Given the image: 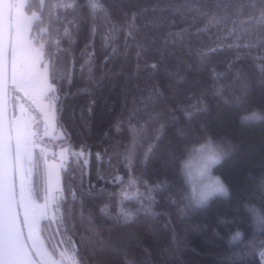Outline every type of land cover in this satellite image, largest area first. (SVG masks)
<instances>
[{"label":"trees","instance_id":"16d2710c","mask_svg":"<svg viewBox=\"0 0 264 264\" xmlns=\"http://www.w3.org/2000/svg\"><path fill=\"white\" fill-rule=\"evenodd\" d=\"M64 139L29 162L41 204L49 155L68 143L56 228L76 264H264V0H26ZM19 105L9 86V120ZM36 122V121H35ZM49 144V146H48ZM224 196L192 199L202 146ZM39 146V148H38Z\"/></svg>","mask_w":264,"mask_h":264},{"label":"rangeland","instance_id":"374dc122","mask_svg":"<svg viewBox=\"0 0 264 264\" xmlns=\"http://www.w3.org/2000/svg\"><path fill=\"white\" fill-rule=\"evenodd\" d=\"M25 3L26 0H11L8 64L9 85L29 102L37 117L35 120L28 109L19 105L16 117L10 122L20 222L28 249L37 264H76L72 253L63 245L58 250L56 259L50 256L40 237L39 224L46 219L56 228L60 214V171L70 153H77L85 164L88 162L89 153L75 149L68 143L53 151L50 147L42 148L44 155H49L44 168L45 195L41 204L32 198L31 170L28 165L33 151L37 149L35 141L42 143L51 139L56 142L63 140L64 135L55 123L54 88L48 81V65L42 58L41 45L34 44L29 38L30 27L37 14H25ZM217 158L212 148L202 145L184 165L192 199L196 205H203L213 197L225 195L224 186L211 174V168Z\"/></svg>","mask_w":264,"mask_h":264},{"label":"water","instance_id":"95a60500","mask_svg":"<svg viewBox=\"0 0 264 264\" xmlns=\"http://www.w3.org/2000/svg\"><path fill=\"white\" fill-rule=\"evenodd\" d=\"M11 0H0V264H37L18 211L8 111Z\"/></svg>","mask_w":264,"mask_h":264},{"label":"clouds","instance_id":"9594fccd","mask_svg":"<svg viewBox=\"0 0 264 264\" xmlns=\"http://www.w3.org/2000/svg\"><path fill=\"white\" fill-rule=\"evenodd\" d=\"M192 175H193V178H194V173Z\"/></svg>","mask_w":264,"mask_h":264}]
</instances>
